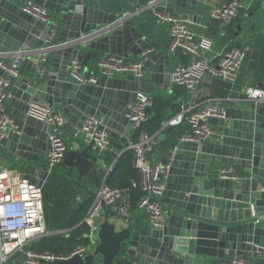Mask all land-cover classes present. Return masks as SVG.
<instances>
[{
	"label": "water",
	"instance_id": "1",
	"mask_svg": "<svg viewBox=\"0 0 264 264\" xmlns=\"http://www.w3.org/2000/svg\"><path fill=\"white\" fill-rule=\"evenodd\" d=\"M19 1L0 0L2 51H19L24 47L32 50L45 45L48 24L24 12ZM198 1L35 0L54 16L57 46L49 50L50 62L43 75L34 61L31 73L20 77L0 68V76L12 82L9 111L22 124L21 132L10 130L0 141V150H5L1 154L10 162V168H22L27 175H45L39 165L49 163L50 126L27 115L33 100L62 110L68 119L65 129H71L72 136L81 133L88 115H97L111 137L119 140L113 144L123 149L133 130L130 105L138 93L149 94L155 84L171 82L172 55L164 43L162 21L152 7L161 12H174L176 6L182 7L189 11L183 19L199 23L201 16L195 13ZM261 10L264 11V1ZM263 18V15L256 17L246 39L254 34L256 24ZM244 30L239 25L236 36ZM68 40L74 42L63 44ZM156 44L160 50L145 61L142 76L133 73L124 78L99 76L96 83H80L70 74L71 59L79 50L83 75L88 80L94 76L88 66L91 59L99 60L108 54L133 59ZM38 53L33 50L27 55ZM238 103L237 108H226L224 118H209L210 124L218 126V134L211 141L181 140L192 131L189 123L168 126L155 137L148 156L155 162L153 156L161 154L158 162L169 164L167 174H159L164 182L161 199L168 212L164 226L134 222L119 213L118 205L103 206L94 218L99 241L92 252L66 260L37 259V263L23 252L3 264H206L196 257L200 223L218 229L217 258L241 256L264 264V102ZM173 129L178 133L169 136ZM103 155L93 149L92 143L76 140L66 150L63 164L68 175H76L75 182L86 178L99 188L108 173L107 163L115 158L109 151ZM40 156L44 157L43 162ZM218 167H231L241 177L223 178ZM125 221L127 225L123 224Z\"/></svg>",
	"mask_w": 264,
	"mask_h": 264
},
{
	"label": "built area",
	"instance_id": "2",
	"mask_svg": "<svg viewBox=\"0 0 264 264\" xmlns=\"http://www.w3.org/2000/svg\"><path fill=\"white\" fill-rule=\"evenodd\" d=\"M156 0H154L155 2ZM254 0L244 2L243 0H223L214 4L210 11L212 19L219 22L220 34L222 37L228 35V29L239 16L249 18L253 8ZM155 14L162 23L167 24L169 42L167 51L174 55L182 50L190 55L188 64L179 63L171 72V82L182 86L187 90V98L180 99V110L169 117L161 130L150 134L142 129L137 140L131 139L119 152L115 151L110 133L103 127V119L95 114L88 115L83 123L81 131L82 140L85 144H93V149L103 156L105 151L115 154L108 173L102 180L101 185L94 194V200L85 217V221L91 227V244L77 247L68 255H56L53 253H36L30 246L42 237L53 233L46 226L44 190L49 182V177L56 172L59 165L63 163L66 150L69 148L65 139L66 118L60 110L42 101H31L27 115L37 120L44 121L50 126L48 139L50 150L48 153L49 163L45 175H27L22 168L12 169L0 167V264H3L11 256L26 252L30 259L37 263V259L45 260H66L74 255L85 256L92 252L98 244L97 227L94 218L101 213L103 206H119V213L129 215L130 193L128 189L111 187L106 183L107 176L115 166L118 158L125 149H131L134 153L133 165L140 174V186L145 195L140 199L138 208L146 213L153 227H162L168 221L161 193L164 189V182L159 177L160 173L167 174L169 164L163 165L152 162L148 151L155 143V137L168 126H176L180 123L191 124L192 131L183 135L181 140H190L204 143L213 140L218 131L209 123L210 117L224 118L226 107L214 98L198 99V90L206 74L219 78L227 83L236 84L240 78L243 64L250 53L252 46L249 41L241 46H225L218 54L216 61L208 56L214 48V40L204 33L194 31L187 20L173 12L157 11L152 7ZM24 12L36 19L48 24V34L45 45L37 49L21 48L19 51L0 50V68L16 77L23 76L21 59L33 50L39 51L36 60L37 69L43 75L50 62L49 50L57 46L55 38L58 29L53 14L45 6L26 0L22 5ZM74 40L66 41L65 45L72 44ZM157 51L155 46L144 50L138 57L127 59L118 55H104L97 62L98 75L86 79L83 75L81 50L73 55L71 59L70 74L80 83H96L99 76L114 77L117 74L133 73L142 76V67L150 55ZM11 59H7V57ZM82 70V72H79ZM12 82L8 77L0 76V141L10 130L21 132L22 124L14 117L8 106V99L11 96ZM244 93V94H243ZM238 96H245V99L264 102V87H249L244 92H238ZM153 100L149 94L138 93L137 99L130 105V120L133 122V130L142 128L144 122L149 118V108ZM176 153L172 152L170 159ZM223 178L238 179L236 171L231 167H223L219 171ZM136 183L134 182V185ZM83 197L78 195L77 202ZM124 224V223H123ZM146 264V263H142ZM211 264H255L252 259L241 256H233L222 262Z\"/></svg>",
	"mask_w": 264,
	"mask_h": 264
},
{
	"label": "crops",
	"instance_id": "3",
	"mask_svg": "<svg viewBox=\"0 0 264 264\" xmlns=\"http://www.w3.org/2000/svg\"><path fill=\"white\" fill-rule=\"evenodd\" d=\"M25 1L26 0H20L19 2L21 5H23ZM171 1L175 2V0H171ZM222 1L223 0H199L198 5H197V10L195 11L196 14L201 16V19L198 20L199 23L187 20L190 24V27L194 31H196L197 33H201V34L204 33L214 40L215 42L214 48L211 52L208 53V56L213 58L214 61H216L219 52L225 46L230 44V41L226 42L225 37L221 36L220 29H219V22L217 20L212 19L210 16V11H211L212 6ZM259 1L263 2L264 0H259ZM261 8L262 6L255 11L253 10L251 11V13H253V17L249 16V18H244L243 16H239V17H242V22L236 23L235 25V28H236L235 33H234L235 38H233L235 44H238V43L242 44L246 41H249L250 42L249 44L252 46V49L243 64L238 82L232 85L223 80L221 81L211 76L210 74H206L204 77V80L202 81L199 87L198 93H197L198 99L202 100L206 98H214L220 101L221 104L225 106L226 108H231V107L237 108L240 106L238 102L243 101V100H249V99H245V96H238L239 95L238 92H243V91L245 92L247 88L249 87H260L259 84H264V18L263 20L261 19L256 24L254 34H252L251 37L248 39L245 38V36L248 35L247 33L248 28L252 26L253 24L252 22L256 19V17H259V16L261 17V15H263L264 17V11H262ZM188 12L189 11H187L186 9L176 6L175 11L173 13L183 17V15ZM239 25H242L245 28V30L242 31V33H240L241 35L237 37L236 33L238 32ZM161 28L164 33V43L167 46L169 42L168 26L167 24L162 23ZM229 29H228V32H229ZM155 47L157 48V51L155 53H157L160 50V46L156 44ZM6 51H11V50L6 49ZM189 56L190 55L187 54L186 52L182 50H178L174 55L171 56L172 70L179 63H184V64L187 63L189 61ZM7 59L9 60L11 59V57L9 56L7 57ZM37 59H38L37 56H28V57L25 56L23 59H21V66H22L21 68H22V72L24 75L31 73L30 71L34 67L32 65L33 64L32 62L33 61L36 62ZM97 62L98 60L91 59L88 64V66L91 69H93L95 76L98 75ZM171 72L169 75H171ZM148 74L149 73H146L145 75H148ZM126 75L127 74H117L115 77L124 78ZM173 87H174V84L172 82H170V85H167L166 83H157L153 86V91L149 93V95L151 96V95L156 94V95H162L163 97L168 98L173 95ZM182 90L183 92L181 93V95H179L178 101L180 99L187 98V90L185 88H182ZM60 111L64 114L62 110ZM172 113L173 112H169V117L174 115ZM64 116L67 122L68 119L65 114ZM212 126L217 130L218 126L213 125V124ZM69 132H72V130L65 129V139L69 147L72 146L73 142H75L76 140H81L82 143H84L82 140L81 133H79L78 136H72L71 133ZM133 133H134V130H132L130 137L128 139V142L132 139ZM177 133H178V130L173 129L169 133V136H175ZM112 140L115 143H119V140L116 138L112 137ZM122 146H123L122 148H124L126 147V144H123ZM114 147H115L116 152H119L120 150H122L115 145ZM2 152H5V150L4 149L0 150V167H10V162L3 157V155L1 154ZM160 157H161V154L153 156L155 161L160 160ZM39 160L43 162L44 157L40 156ZM107 164L108 166H110L111 161H109ZM46 166L39 165V168L45 169ZM212 168H213V165H212ZM222 168L223 167H218L217 169L220 170ZM65 170L67 171V174H68L67 167ZM75 176L73 177L74 181L76 180ZM76 184L80 186L83 191L85 192L87 191L89 193L93 192L92 194H95L98 189L93 182L87 180L86 178H84L81 182H76ZM128 217H130L134 222L141 223V224L145 222H150L148 215L144 213L143 211H141L139 208H137L130 215H128ZM127 224L128 222L125 221L124 225H127ZM217 230L218 229L215 226L200 223V226L197 231V237H196L197 255L196 257L197 259H200V261H203L206 264L219 262L218 260H221L217 258V251H218ZM231 257L232 256H227L226 259H223V260H227ZM252 261L255 264H260L258 260L255 258H252Z\"/></svg>",
	"mask_w": 264,
	"mask_h": 264
},
{
	"label": "trees",
	"instance_id": "4",
	"mask_svg": "<svg viewBox=\"0 0 264 264\" xmlns=\"http://www.w3.org/2000/svg\"><path fill=\"white\" fill-rule=\"evenodd\" d=\"M261 6L262 1L258 0L252 10L255 11ZM240 22H242V17H237L230 26L228 35L225 37L226 42L235 38V25ZM234 45L235 42L232 41L230 47ZM189 62L190 56L189 61L185 64ZM182 88V86L174 84L173 95L168 98L162 95H151L153 105L149 118L144 122L142 128L134 131L133 140L138 139L142 129L147 130L150 134H155L161 130L165 121L169 118V112L175 114L180 110L178 97L183 92ZM133 158L134 153L131 149L123 150L116 162L114 171L106 179V183L111 187L129 190V215L138 208L140 199L145 195L140 186L139 171L133 165ZM64 168L66 169V166L61 163L49 179L50 182L55 176L58 182L49 189L48 182L44 190L46 226L53 233L42 237L30 246V249L36 253L48 252L56 255H68L77 247L87 246L92 242L90 237L91 227L85 221V217L94 200V194L83 191L73 180L74 175H68ZM134 182L136 183L135 185ZM73 187L78 190H73V194L70 196L65 195V192ZM78 195L83 197L81 202L76 201ZM218 261L222 262L225 260L221 259Z\"/></svg>",
	"mask_w": 264,
	"mask_h": 264
},
{
	"label": "rangeland",
	"instance_id": "5",
	"mask_svg": "<svg viewBox=\"0 0 264 264\" xmlns=\"http://www.w3.org/2000/svg\"><path fill=\"white\" fill-rule=\"evenodd\" d=\"M244 2H250L251 0H243ZM258 0H254V3H253V6L255 5V2H257ZM58 182V179L54 176L52 179H51V181L49 182V185H48V189L51 187V186H53V185H55L56 183ZM47 187V186H46ZM73 190L74 191H77L78 189H76V188H70V189H68L66 192H65V195H67V196H70V195H72L73 194ZM74 193H76V192H74Z\"/></svg>",
	"mask_w": 264,
	"mask_h": 264
}]
</instances>
